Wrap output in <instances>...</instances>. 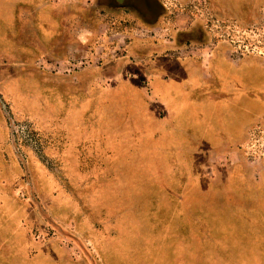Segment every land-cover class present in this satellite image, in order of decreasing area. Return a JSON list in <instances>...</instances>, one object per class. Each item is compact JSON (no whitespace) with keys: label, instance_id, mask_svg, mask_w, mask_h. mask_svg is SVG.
Wrapping results in <instances>:
<instances>
[{"label":"rangeland","instance_id":"1","mask_svg":"<svg viewBox=\"0 0 264 264\" xmlns=\"http://www.w3.org/2000/svg\"><path fill=\"white\" fill-rule=\"evenodd\" d=\"M9 2L0 0V14ZM153 2L148 13L170 14L151 26L111 16L110 4L134 5L133 0H57L72 13L71 46L33 67L7 66L0 59V117L6 129L0 139V186L19 201L10 210L7 198L5 211L0 209V264H264V118L245 145L196 146L195 161L184 162L179 157L187 147L153 146L137 127L113 130L105 118L97 130L95 104L84 116L85 106L80 113L81 107L72 110L81 99V72L95 73L118 57L138 59V52L153 55L158 41L170 37L165 24L175 26L176 20L175 28L193 17L195 30L207 34L211 44L195 43V58L207 57L214 47L237 62L254 58L264 69V0ZM107 22H114L112 28ZM106 59L111 62L103 66ZM26 68L55 77L56 88L68 96L66 106L56 103L47 111L37 90L33 99L25 84L11 79ZM228 73L227 66L226 80ZM219 77L223 80V73ZM67 86L72 94L64 92ZM259 91L264 95V84ZM60 110L63 118L53 114ZM195 111L204 114L210 132L227 136L233 118L241 119L234 103L196 104ZM197 121L196 138L205 132ZM82 124L94 129L86 150ZM123 131L132 133L129 141L119 136ZM162 158L171 159L170 168ZM75 161L90 166L95 177L86 187H98V193L82 192L88 180ZM240 187L246 189L242 194Z\"/></svg>","mask_w":264,"mask_h":264},{"label":"crops","instance_id":"2","mask_svg":"<svg viewBox=\"0 0 264 264\" xmlns=\"http://www.w3.org/2000/svg\"><path fill=\"white\" fill-rule=\"evenodd\" d=\"M13 2L11 0L10 5L0 14V59L5 65L33 67L54 56L58 50L65 52L71 46L72 13L67 8L61 9L57 0H16V9H12ZM110 5L115 7L112 11L115 13H111V16L123 18L128 16L132 20L139 18L145 25L151 26L156 21L168 18L167 15L170 14L145 13L146 10L143 11L144 13H137L136 10L128 7L126 8L130 10L129 13H119L121 11L118 8L121 6ZM192 20L177 28H175L177 20L175 26L171 22L165 24L170 37L158 41L156 53L153 55H148L146 51L138 52L141 59H131L127 55L118 57L108 65L106 64L111 61L106 59L103 64L106 68L95 73L81 72L79 77L81 99L79 104L71 106L72 110L85 106V112L82 107L79 110L84 116L92 111V105L95 104L96 112L100 114L99 117L96 116L97 130L105 126L106 123L104 124L103 121L106 119L111 123L113 130H129L137 127L142 130L140 132L143 133L144 139L148 137L154 141L153 146L187 147L185 154L179 157L184 162L195 161L196 146L245 145L249 132L264 118L262 109L264 99L255 88L259 84L257 81L248 82L246 71L250 66L257 67L259 61L249 58L237 62L227 54L226 50L216 52L214 47H210L211 52L207 57L195 58V43L208 42V47L211 43L207 34L195 30V18L192 17ZM107 23V26L112 28L114 22ZM189 50L193 54L184 55V52ZM135 55L136 53L133 54L134 57ZM227 66L230 73L226 80ZM221 73L223 80L219 77ZM11 79L25 84L28 95L33 99L36 98L34 92L37 90V97L42 98L47 111L50 109L54 111L56 103L59 107L66 106L68 96L61 94L63 93L60 91L61 88H56V79L50 78V74L43 75L34 68H26L17 71ZM69 87L71 86L64 87V92L72 94ZM252 91L256 93L252 94ZM103 102L104 104L106 102L105 108L101 107ZM203 103L237 105L241 119L236 123L233 118V131H229L228 136L222 130L210 132L212 128L202 120L204 114L197 115L195 105ZM123 104L126 107H123ZM135 107L138 110L140 108L141 112L134 110ZM51 113L49 112V115ZM53 114L62 118L66 115L63 114V110ZM78 116L79 114H76L75 118ZM195 120H198L197 123L205 129L204 133L197 136L198 138L195 137ZM155 126L158 127V132L151 133L150 129ZM82 127L86 130L85 141L82 142L86 150L91 148V133L94 129L89 125L82 124ZM5 130L4 121L0 117V139L4 138ZM131 134L123 131L119 136L122 135L129 141ZM161 153L163 154V151ZM162 160H166L170 168L171 159L162 158ZM75 162L81 178L87 179L92 176L89 172L90 166L84 168L78 161ZM164 170L169 172V169ZM149 172L152 173V170ZM45 175L48 176L47 173ZM66 177L77 178L71 173ZM5 189L0 186V209L2 212L5 211L3 203H7L8 198V202L12 201L14 207L10 210H15V207H19L18 198ZM245 190L240 187L238 191L242 194ZM16 215L12 214V219L15 216L17 220Z\"/></svg>","mask_w":264,"mask_h":264},{"label":"flooded vegetation","instance_id":"3","mask_svg":"<svg viewBox=\"0 0 264 264\" xmlns=\"http://www.w3.org/2000/svg\"><path fill=\"white\" fill-rule=\"evenodd\" d=\"M133 1L135 3L134 5H119V6H121V7L122 6L123 7L125 6V7H128V8H132L134 10L136 8L137 13H144L143 12L144 10H146L145 13H148L147 10H150L151 11L153 9V7H154L153 0H133ZM136 2H140V4L141 3H144L143 9L140 6L136 5ZM246 71H247V80H248V82H250V81H253V82L257 81L258 84H259V86H256L255 88H257L258 89L257 92L260 93L259 90L261 89V85L264 84V69L263 68H260L258 66L257 67L256 66H254V67L250 66V67L246 68ZM252 92H253L252 94H255L256 93L255 91H252ZM260 96H262L263 99H264V95L262 93H260ZM262 109L264 110V107H262ZM94 177L95 176L92 175V176L87 177V179H84L85 181H87V180L88 181H87L86 185H83V187L86 190L83 189L82 192H86V193H89V194L90 193H93V192H95V193H98L99 192L98 190H100V189L98 187H94V189L87 190V187H88L87 185H90V183H91L90 180L92 181V179H94Z\"/></svg>","mask_w":264,"mask_h":264}]
</instances>
